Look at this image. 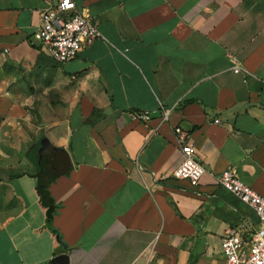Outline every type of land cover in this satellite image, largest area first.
Here are the masks:
<instances>
[{
	"label": "crops",
	"instance_id": "1",
	"mask_svg": "<svg viewBox=\"0 0 264 264\" xmlns=\"http://www.w3.org/2000/svg\"><path fill=\"white\" fill-rule=\"evenodd\" d=\"M58 1L0 0V264H226L258 218L217 177L264 195V0H73L102 38L63 63L33 37Z\"/></svg>",
	"mask_w": 264,
	"mask_h": 264
},
{
	"label": "built area",
	"instance_id": "2",
	"mask_svg": "<svg viewBox=\"0 0 264 264\" xmlns=\"http://www.w3.org/2000/svg\"><path fill=\"white\" fill-rule=\"evenodd\" d=\"M34 39L59 63L75 57L80 50L90 45L95 39L102 38L89 14L79 10L73 0H59L50 4L40 14V23ZM230 55V54H229ZM233 60L232 71H243L240 62ZM168 109L161 108V116L166 119ZM132 120L147 122L149 112L133 111ZM218 123V120H214ZM178 147L183 153L182 162L173 170L176 179H187L196 184L205 172L196 158V151L188 130L179 125L173 128ZM218 183L248 204L258 218V225L252 231L244 226L228 229L221 239V251L226 264H264V195L256 193L244 184L234 169H226L217 177Z\"/></svg>",
	"mask_w": 264,
	"mask_h": 264
},
{
	"label": "trees",
	"instance_id": "3",
	"mask_svg": "<svg viewBox=\"0 0 264 264\" xmlns=\"http://www.w3.org/2000/svg\"><path fill=\"white\" fill-rule=\"evenodd\" d=\"M38 189L41 195V199L43 204L47 207V214H48V220L50 222L51 219V213L54 209V204L52 198L49 196L48 191L45 188V184L43 182L39 183Z\"/></svg>",
	"mask_w": 264,
	"mask_h": 264
},
{
	"label": "water",
	"instance_id": "4",
	"mask_svg": "<svg viewBox=\"0 0 264 264\" xmlns=\"http://www.w3.org/2000/svg\"><path fill=\"white\" fill-rule=\"evenodd\" d=\"M52 263L58 264H69L68 255L67 254H60L51 260Z\"/></svg>",
	"mask_w": 264,
	"mask_h": 264
}]
</instances>
